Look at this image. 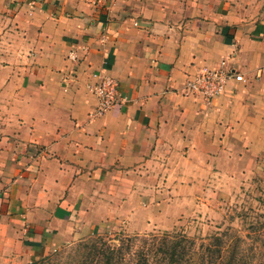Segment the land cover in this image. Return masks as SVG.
<instances>
[{"label":"crops","instance_id":"0c3cea01","mask_svg":"<svg viewBox=\"0 0 264 264\" xmlns=\"http://www.w3.org/2000/svg\"><path fill=\"white\" fill-rule=\"evenodd\" d=\"M203 65L243 79L187 94ZM236 147L264 152V0H0V264L141 224Z\"/></svg>","mask_w":264,"mask_h":264},{"label":"rangeland","instance_id":"374dc122","mask_svg":"<svg viewBox=\"0 0 264 264\" xmlns=\"http://www.w3.org/2000/svg\"><path fill=\"white\" fill-rule=\"evenodd\" d=\"M221 156L220 163L210 164L208 171L193 173L195 184L177 186L174 201L157 204L148 212L146 210L141 224L137 220L131 224V219L114 223L102 232L71 239L44 256H51L54 261L60 262L57 257L60 252H63L61 256L66 257L79 241L99 237L111 243L123 244L125 248L130 247L127 255L130 257L137 248L130 239L135 235L161 237L166 232L185 234L195 238L199 246L202 242H208L214 232L225 231L240 237L241 246L255 254V257L248 258L252 264H264V152L252 154L248 148L236 147ZM158 207L165 211L159 216L156 215ZM65 260H61L60 264ZM80 264L87 263L82 261Z\"/></svg>","mask_w":264,"mask_h":264},{"label":"trees","instance_id":"16d2710c","mask_svg":"<svg viewBox=\"0 0 264 264\" xmlns=\"http://www.w3.org/2000/svg\"><path fill=\"white\" fill-rule=\"evenodd\" d=\"M234 236L217 231L210 235L208 242L197 246L196 239L185 234L135 235L130 239L137 248L130 257H127L130 247L97 237L79 241L66 257L61 256L63 252L57 254L60 262L46 255L30 264H60L65 259L63 264H80L82 261L87 264H250L248 258L255 254L241 246L240 237Z\"/></svg>","mask_w":264,"mask_h":264},{"label":"built area","instance_id":"2783aa9c","mask_svg":"<svg viewBox=\"0 0 264 264\" xmlns=\"http://www.w3.org/2000/svg\"><path fill=\"white\" fill-rule=\"evenodd\" d=\"M97 80L89 84L90 91L97 98V106L92 115L100 116L109 111L116 103L123 100L118 80L111 75L93 74ZM242 80L243 75L231 69L200 66L198 71L188 79L186 93L212 99L224 94L232 79Z\"/></svg>","mask_w":264,"mask_h":264}]
</instances>
